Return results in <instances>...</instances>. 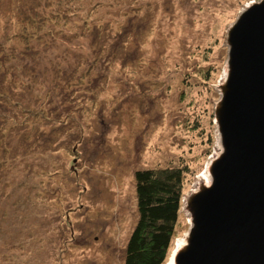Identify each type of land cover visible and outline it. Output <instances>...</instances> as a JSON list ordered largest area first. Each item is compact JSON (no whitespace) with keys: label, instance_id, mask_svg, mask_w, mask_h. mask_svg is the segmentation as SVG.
<instances>
[{"label":"rangeland","instance_id":"rangeland-1","mask_svg":"<svg viewBox=\"0 0 264 264\" xmlns=\"http://www.w3.org/2000/svg\"><path fill=\"white\" fill-rule=\"evenodd\" d=\"M256 1L0 0V89L18 105L0 109L13 217L0 229L14 234L0 259L124 264L136 171L185 169L184 198L208 181L227 30ZM184 207L166 264L190 228Z\"/></svg>","mask_w":264,"mask_h":264},{"label":"water","instance_id":"water-1","mask_svg":"<svg viewBox=\"0 0 264 264\" xmlns=\"http://www.w3.org/2000/svg\"><path fill=\"white\" fill-rule=\"evenodd\" d=\"M209 181L184 198L190 228L175 264H264V0L227 30Z\"/></svg>","mask_w":264,"mask_h":264},{"label":"trees","instance_id":"trees-1","mask_svg":"<svg viewBox=\"0 0 264 264\" xmlns=\"http://www.w3.org/2000/svg\"><path fill=\"white\" fill-rule=\"evenodd\" d=\"M16 3H18L17 0ZM61 14L65 15L64 12ZM19 15L23 17L22 14ZM64 18L68 19L67 16ZM7 35L5 33L0 36V51L2 52L6 48L4 41ZM21 37L25 36L21 35ZM22 51L26 54H23ZM20 53L25 58L34 55V51L30 47L25 50L21 48ZM5 67L3 65L2 69L6 70ZM30 68H34V66H30ZM7 91V89L5 91L0 89V109L9 108V104H13L14 108H18L15 101L8 97ZM3 131L4 128L0 127V138L1 135L5 136ZM3 148L4 146H0V150H3ZM185 172L186 170L183 168H150L136 171L139 216L137 225L126 247L124 264H166L168 254L177 235V227L183 209ZM1 194L0 203L8 198L4 188ZM5 194L6 196H4ZM2 210L0 207V218L8 220L13 218L11 212L9 216H5L4 213L6 212L2 213ZM0 230V243H3L2 240H6V237L10 241L13 239L12 227H9L6 231L4 229ZM15 258L17 256L13 257V263L18 264ZM6 261L1 257L0 264H11L10 260Z\"/></svg>","mask_w":264,"mask_h":264},{"label":"bare ground","instance_id":"bare-ground-1","mask_svg":"<svg viewBox=\"0 0 264 264\" xmlns=\"http://www.w3.org/2000/svg\"><path fill=\"white\" fill-rule=\"evenodd\" d=\"M209 181V179H208ZM185 241L184 239L182 240H178L177 243H176V247H175V250L173 252V255L171 256L170 260L168 261V264H175V260H174V255L181 249L185 246Z\"/></svg>","mask_w":264,"mask_h":264}]
</instances>
